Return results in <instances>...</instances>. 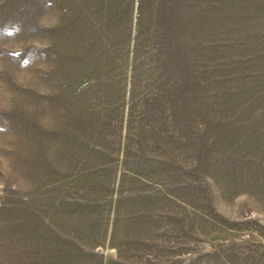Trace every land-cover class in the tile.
<instances>
[{"label": "rangeland", "instance_id": "1", "mask_svg": "<svg viewBox=\"0 0 264 264\" xmlns=\"http://www.w3.org/2000/svg\"><path fill=\"white\" fill-rule=\"evenodd\" d=\"M0 264H264V0H0Z\"/></svg>", "mask_w": 264, "mask_h": 264}]
</instances>
